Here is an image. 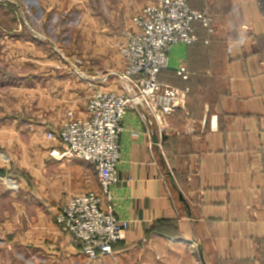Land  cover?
<instances>
[{
	"label": "crops",
	"instance_id": "obj_1",
	"mask_svg": "<svg viewBox=\"0 0 264 264\" xmlns=\"http://www.w3.org/2000/svg\"><path fill=\"white\" fill-rule=\"evenodd\" d=\"M143 2L103 0L101 12L89 13V0H54L53 16L38 20L43 33L51 28L48 38L19 28L6 36V56L21 57L23 70L1 85L37 89L27 103L38 120L0 117V147L21 153L0 170L21 184L13 192L0 183V264H203L199 249L207 264L251 263L264 248V0H189L208 10L214 32L199 26L197 42L170 50L159 79L188 93L162 134L134 111L124 116L112 193L130 227L112 254L90 260L56 223L67 200L100 187L91 163L62 157L47 133L67 108L85 117L95 91H120L111 73L124 66L117 43L130 21L125 10ZM62 55L84 59V79Z\"/></svg>",
	"mask_w": 264,
	"mask_h": 264
},
{
	"label": "built area",
	"instance_id": "obj_2",
	"mask_svg": "<svg viewBox=\"0 0 264 264\" xmlns=\"http://www.w3.org/2000/svg\"><path fill=\"white\" fill-rule=\"evenodd\" d=\"M189 3L149 0L133 17V25L126 30V40L120 47L126 63L123 72L117 73L122 82L120 91H95L89 99V121H72L59 135L65 143L62 157L82 159L97 172L100 191L71 197L56 219L90 260L112 254L114 245L130 227L129 221L117 216L112 193V187L120 181L126 112L135 111L149 132L162 134L168 126V116L185 105L188 93V89L159 81V74L168 68L171 47L197 42L199 26L214 32L208 10L193 9ZM5 182L11 189H18L12 178H5Z\"/></svg>",
	"mask_w": 264,
	"mask_h": 264
},
{
	"label": "rangeland",
	"instance_id": "obj_3",
	"mask_svg": "<svg viewBox=\"0 0 264 264\" xmlns=\"http://www.w3.org/2000/svg\"><path fill=\"white\" fill-rule=\"evenodd\" d=\"M53 1L54 0H52V1L51 0H0V104H1L0 105V117L3 115L11 114L13 116H17L20 118L32 117L34 120H38L37 119L38 118L37 105L34 103H27L28 100H31L32 98H34L38 95L37 89H35V90L29 89L28 90L27 88L19 87L16 84H5V85L3 84V85H1V82H2L1 78L6 79L7 76L8 77L17 76V74L23 70V68H18L17 67L18 64H16L19 60H21V57L14 58L11 56H8V57L6 56L5 51L8 50V46H10V48H11V44H10L9 40L6 39V36H8V33H10L13 28H19L20 31L26 30L28 33L31 34L32 38H34L36 40H38V39L45 40L46 37L48 38L49 34L51 33L50 32L51 28L48 31H46L45 33H43L39 28V25H38L39 21L38 20L40 17L41 18H49V16H51V15L53 16V13H54ZM63 1L68 2V0H63ZM90 4H92V8L96 9V10H89V13H95V11L101 12V10L103 8L102 7L103 6L102 5L103 0H89V5ZM148 4L149 3L143 2L142 7L140 4V6H136L137 8L136 7L132 8V9L128 8L127 10H125V12H127L129 14L127 19H128V21L129 20L130 21L127 23L126 28L124 29L122 41L117 43V48H118L119 54L122 56V59L124 60V66H123V69L120 70L119 72L111 73V75L113 77L115 76L116 78H118L120 85L122 82H121L119 76L117 75V73L123 72L124 68L126 67L125 59L121 53L120 47H121L122 43H124L126 40V30H128L133 25V17L138 15L140 10ZM57 12H58V16H64V17L67 16L66 19L67 20L69 19V13L68 12L67 13H65V12L61 13L60 10H58ZM73 16H75V15L73 14ZM15 22L17 24H15ZM171 49H172V47H171ZM17 51L18 50H16V52ZM62 57H65V56L62 55ZM65 60H67L66 65H67L68 72H70V74H73L76 78H78L80 80L85 78L86 74H85L84 69L86 67V63H85L83 58L75 57V56H66ZM160 74H159V76H160ZM159 81L161 83H163L160 79H159ZM163 84H165V83H163ZM165 85H167V84H165ZM175 88H177V87H175ZM177 89H180V88H177ZM180 90H183V89H180ZM91 96H90V98H91ZM90 98H88L87 103H86L87 115L85 117H81V116L77 115L73 109L67 108L64 112V115H63L61 121H60L59 128H57L54 131L47 133V138H48L47 140L50 141V143H57L62 148V152L65 150L64 149L65 143H64V141H61L59 139L60 133L64 129V126L66 124L72 122V121H81V122H88L89 121V99ZM128 111H133V110H128ZM3 126H6V123L0 124L1 129H3L2 128ZM50 134H52V137L49 136ZM55 152L56 151L53 149L51 151V155L55 156L56 155ZM20 156H21V153H17V152L7 153L5 148L0 147V170H1V168H5L8 165H11L13 160L18 161L20 163ZM16 158H18V159H16ZM73 159H75V158H73ZM78 160H82V159H78ZM82 161H84V160H82ZM89 165H91L96 172L95 167L92 164H89ZM10 168L13 169L12 167H10ZM5 178H12L13 180H15L18 184V189H11L10 186H8L6 184ZM0 183L2 184L3 188H6L7 190L9 189L10 191H13V192H20L21 191L20 180H18L17 178L11 177V176H6L4 174H1V172H0ZM2 186L0 185L1 188H2ZM99 187H100V185H99ZM99 191H100V189L98 190V192ZM85 192H89V191H85ZM85 192H80V193H85ZM95 192H97V191H95ZM65 203H64V205H65ZM63 206H62V208H63ZM56 219H57V216L55 217V220ZM56 223L64 231L63 227L57 221H56ZM68 234H70V233H68ZM70 236H71V234H70ZM71 238H72V236H71ZM72 240H73V238H72ZM79 248H80V246H79ZM113 250H114V248H113ZM216 264H264V248L261 249V251L259 252V255H258L255 262H251V263H248V262H244V263L217 262Z\"/></svg>",
	"mask_w": 264,
	"mask_h": 264
},
{
	"label": "water",
	"instance_id": "obj_4",
	"mask_svg": "<svg viewBox=\"0 0 264 264\" xmlns=\"http://www.w3.org/2000/svg\"><path fill=\"white\" fill-rule=\"evenodd\" d=\"M178 198H179L180 202H182L183 205L185 206V208L187 209L188 214H191L190 205L181 192H178ZM199 252H200V258H201L202 263L207 264L206 260L204 258V255H203V251L201 249H199Z\"/></svg>",
	"mask_w": 264,
	"mask_h": 264
},
{
	"label": "trees",
	"instance_id": "obj_5",
	"mask_svg": "<svg viewBox=\"0 0 264 264\" xmlns=\"http://www.w3.org/2000/svg\"><path fill=\"white\" fill-rule=\"evenodd\" d=\"M0 172H2V171H0Z\"/></svg>",
	"mask_w": 264,
	"mask_h": 264
}]
</instances>
